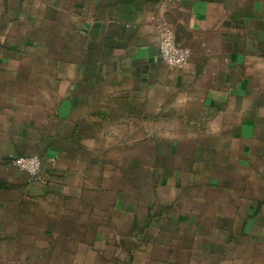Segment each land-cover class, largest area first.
Instances as JSON below:
<instances>
[{
  "label": "crops",
  "instance_id": "obj_1",
  "mask_svg": "<svg viewBox=\"0 0 264 264\" xmlns=\"http://www.w3.org/2000/svg\"><path fill=\"white\" fill-rule=\"evenodd\" d=\"M0 264H264V0H0Z\"/></svg>",
  "mask_w": 264,
  "mask_h": 264
},
{
  "label": "built area",
  "instance_id": "obj_2",
  "mask_svg": "<svg viewBox=\"0 0 264 264\" xmlns=\"http://www.w3.org/2000/svg\"><path fill=\"white\" fill-rule=\"evenodd\" d=\"M158 37V55L162 62L170 69L186 65L190 59L189 49L177 44L175 35L170 27L165 24L156 29ZM12 164L26 173L30 179L35 180L41 172V160L36 154L20 155L12 160Z\"/></svg>",
  "mask_w": 264,
  "mask_h": 264
}]
</instances>
